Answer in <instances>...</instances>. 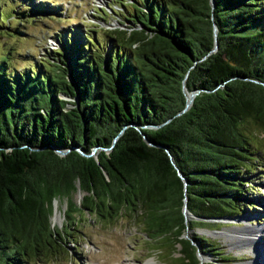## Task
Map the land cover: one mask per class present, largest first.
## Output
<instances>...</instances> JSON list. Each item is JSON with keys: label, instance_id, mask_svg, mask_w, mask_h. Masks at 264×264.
Segmentation results:
<instances>
[{"label": "trees", "instance_id": "16d2710c", "mask_svg": "<svg viewBox=\"0 0 264 264\" xmlns=\"http://www.w3.org/2000/svg\"><path fill=\"white\" fill-rule=\"evenodd\" d=\"M111 1L93 19L122 28L69 30L19 68L0 53V264L65 247L50 222L59 200L106 227L126 220L151 253L166 243L172 259L178 246V264H225L230 254L195 230L251 206L240 198L264 137V0ZM13 8L0 5L2 27L31 20ZM183 89L197 94L181 112ZM93 148L95 159L74 150Z\"/></svg>", "mask_w": 264, "mask_h": 264}, {"label": "rangeland", "instance_id": "374dc122", "mask_svg": "<svg viewBox=\"0 0 264 264\" xmlns=\"http://www.w3.org/2000/svg\"><path fill=\"white\" fill-rule=\"evenodd\" d=\"M2 2L4 3L1 4ZM0 5L7 8L13 6L15 16L28 11L31 19L25 20L21 16L9 20L6 26L0 25V53L10 49L11 65L16 68L35 58L47 56L59 48L54 38L62 37L69 30L73 34H79L87 28L88 23L109 31L122 28L111 14L108 18L100 15L104 22L93 19V9H105L110 13L108 6H114L111 0H0ZM9 27L21 35L11 33ZM99 35L96 34L98 37ZM74 38L78 40L77 36L72 37ZM256 138V154L259 159L253 162L252 171L243 177L245 192L240 198L241 202L251 206L238 217L218 222L221 225L195 230L198 235L216 241L224 249V255L230 254L229 261L225 264H250L257 258L254 250L264 257V137L258 135ZM98 152L99 150L95 151V157ZM81 197L82 194L76 190L71 196L72 203L77 205ZM54 205L50 222L63 232L64 239L61 241L65 247L48 251L35 264H162L163 258L164 264H178L177 260H173L178 256V246L174 247L172 259L166 254V243L162 246L161 253H151L148 250L157 248L156 243H148L144 235L124 219L106 227L86 214L68 213L64 200L55 201ZM56 211L59 213L58 220H55ZM243 229L247 242L228 237L235 230ZM189 235L190 231H187L183 237L190 239ZM204 260L212 261V258L206 256Z\"/></svg>", "mask_w": 264, "mask_h": 264}, {"label": "water", "instance_id": "95a60500", "mask_svg": "<svg viewBox=\"0 0 264 264\" xmlns=\"http://www.w3.org/2000/svg\"><path fill=\"white\" fill-rule=\"evenodd\" d=\"M210 4L212 5V2ZM215 36H216V30H215V27H213L214 45H213L212 52H214L217 49V44H216V41H215ZM183 93H184V96H185V105H184V108H183V110L181 112H184L185 110H187L189 108V106L191 105V102H192L194 96L197 94V91L186 92L185 89H183ZM114 141H115V139L113 140V143H114ZM145 142H146V140H145ZM111 147L109 149H107V150L109 151L111 149ZM52 149L60 157L64 156L68 152V150H63V149L55 148V147H53ZM74 150H76L82 156H85V157L92 156L94 159L96 158L94 156V154H95V151L97 150V148H93L92 151H91V153L89 155L83 154L82 151H80L79 149H74ZM169 159H170V162L172 163V160H171V157L170 156H169ZM177 175L180 177V179L183 181V183L185 185L184 179L182 178V176L180 175L179 172H177ZM54 202L55 201L52 202V215H53L54 207H55ZM184 203H185V199H184ZM182 214H183L185 220H187L188 218H190V214L188 213L185 204H183ZM226 220L227 219H216V220L206 219V221H215V222H222V221H226ZM197 257H198V259H199L200 262L205 261L204 258L200 254H197Z\"/></svg>", "mask_w": 264, "mask_h": 264}, {"label": "bare ground", "instance_id": "6f19581e", "mask_svg": "<svg viewBox=\"0 0 264 264\" xmlns=\"http://www.w3.org/2000/svg\"><path fill=\"white\" fill-rule=\"evenodd\" d=\"M54 210H55V207H54ZM58 219H59V213L56 211L55 212V220H58ZM245 234L246 233L244 232V229L242 231L241 230H235L233 232V234L232 235H228V237H230L233 240H237V241H240L241 240L242 242H247L245 240V237H244ZM252 235H255L256 236V234H254V233ZM250 247H252V245H250ZM262 250H263V253H264V248H262ZM254 252H255L257 258H256V260H252L250 264H262L264 262V257L259 256L258 255L259 252L257 250H254Z\"/></svg>", "mask_w": 264, "mask_h": 264}]
</instances>
